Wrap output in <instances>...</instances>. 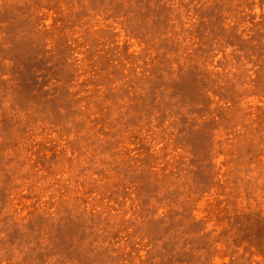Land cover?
Here are the masks:
<instances>
[{"label": "rangeland", "instance_id": "374dc122", "mask_svg": "<svg viewBox=\"0 0 264 264\" xmlns=\"http://www.w3.org/2000/svg\"><path fill=\"white\" fill-rule=\"evenodd\" d=\"M0 264H264V0H0Z\"/></svg>", "mask_w": 264, "mask_h": 264}]
</instances>
